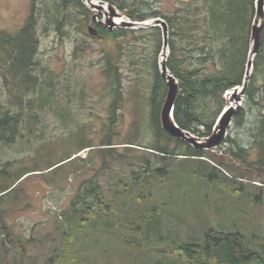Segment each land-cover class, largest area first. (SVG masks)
I'll use <instances>...</instances> for the list:
<instances>
[{
	"label": "rangeland",
	"instance_id": "rangeland-1",
	"mask_svg": "<svg viewBox=\"0 0 264 264\" xmlns=\"http://www.w3.org/2000/svg\"><path fill=\"white\" fill-rule=\"evenodd\" d=\"M115 1L125 3L145 17L156 12L170 13L180 6V0ZM30 7V0H0V30L14 33ZM69 11L75 9L71 7ZM91 11L89 18L96 13ZM103 19L100 13L94 22ZM125 19L132 20L127 15ZM90 21L91 18L87 23ZM63 24L59 33L52 24L45 27L43 20L38 23L35 67L37 71L44 69L52 74V93L47 94L46 102L38 104L35 93L28 92L18 104H13L15 100L0 77V109L21 117L14 141H0L3 172L0 186L14 183L5 194L2 192V199L0 196V264H49L51 258L54 259L51 264H55L60 255L66 254L63 249L74 251L77 261L79 257L85 258L83 262L73 260L70 264H155L156 260L160 264H185L166 253L165 247L172 240L186 242L198 238L201 242L210 230L213 235L241 234L248 246L257 248L264 259V172L248 169L240 175L238 162L230 154L251 142L249 133L254 114L242 128L232 124L228 130L230 137L212 152L226 164L228 171L220 168V175L231 180H223L230 188L219 183L209 187L210 184L195 179L175 191L170 187L176 178L171 171L182 174L183 156L164 161L170 181H160L152 173L151 197L144 194L139 207L142 212L145 205L155 204L160 210L157 223L160 236L148 237L156 245L151 255L132 249L113 233H99L94 244L80 245L78 249L66 245L67 223L63 211L67 212L75 195L90 183L98 186L104 201L124 221L121 220L120 232L127 238L136 235L129 227L135 221V211L119 200L128 202L123 185L143 181L146 174L143 161L149 159L152 167L157 166L156 155L145 146L155 140L149 106L154 75L151 62L158 61L161 47L156 48L157 41L149 29L119 28L124 33L111 39L90 36L74 19ZM106 51L116 57L119 84L114 93L116 81L110 82L103 73ZM262 51L264 55V46ZM45 76L43 73L39 78ZM243 100L244 95L241 106ZM231 105L235 106L236 102ZM107 138L112 144L101 146ZM174 146V142L168 143L170 149ZM101 151L109 154L104 157ZM251 158L257 161V152H252ZM201 159L209 161L206 156ZM54 163L57 164L48 168ZM186 165L193 167L191 163ZM19 173L25 174L15 181ZM140 184L136 189H143ZM240 185L243 190L237 189ZM118 191L121 195L115 194ZM256 195H259L257 200ZM249 264L264 262L252 260Z\"/></svg>",
	"mask_w": 264,
	"mask_h": 264
},
{
	"label": "trees",
	"instance_id": "trees-1",
	"mask_svg": "<svg viewBox=\"0 0 264 264\" xmlns=\"http://www.w3.org/2000/svg\"><path fill=\"white\" fill-rule=\"evenodd\" d=\"M105 1L114 4L132 20L142 21L152 17H160L165 20L169 39L166 66L178 79L179 87L172 110L173 119L180 128L192 133L197 131L196 135L210 134L217 116L227 104L224 97L225 91L236 85H242L250 50V29L255 12V0H180V6L172 12H156L155 15H150L151 17L135 13L125 3H117L115 0ZM30 3L28 15L14 33L9 34L0 30V77L4 87L15 100L12 102L13 104H18L16 102H20L21 97L28 92H34V100L38 104H42L46 102L47 94L50 93L51 96L52 93L51 72L45 73L44 69L37 71V67H35L37 66L35 55L38 45L39 20H43L45 27L52 24L59 33H61L59 29L64 25L63 22L69 23L73 19L79 26H83L86 33L92 37L105 36L115 39L116 36L124 33V30L119 28L108 30L102 23L94 22L92 17H90L91 23H87L90 19L89 13L92 11L84 5L82 0H30ZM71 7L75 11H69ZM125 8H127L126 12ZM89 26L96 30L95 35L88 32ZM145 29L153 32L157 41L156 48H160L162 46L161 28L151 26ZM263 46L264 26L261 32L259 51L252 60V71L245 89L243 104L234 113L232 119V124L242 128L247 119L254 114V117H251L254 120L249 133L251 142L230 153L232 160L238 162L236 168L239 167L241 170L240 175H242V171L248 169L252 172H256V170L264 172ZM115 58L112 52H105L103 73L107 79L110 78V82L116 81L114 85L116 89L113 93L119 84ZM152 67L154 75L149 106L150 125L155 140L145 147L153 150L152 154L156 155L157 166L152 167V164H149L151 162L149 159L143 161L146 173L143 181L141 184L136 180L134 183L123 185L125 199L128 202L119 200L120 204L135 211L133 216L135 221L129 227L136 235L127 238L120 232L122 219L119 220L116 216L118 213L114 212L112 206L104 201L103 192H100L98 186L95 183H90L75 195L74 200L66 208L67 212L63 211V217L67 223L64 238L68 246L69 244L71 247L77 246V249L80 245L89 246L97 241L99 233H113L122 243L129 245L132 249L141 254L151 255V250L156 248L154 239L158 235L160 236V225L157 224L160 210L155 204L145 205L142 212H139V207L142 204V198L145 197L144 194L147 198L151 197L149 180L150 177H153L152 173H156V177L160 181H170L168 179L170 171L164 164L165 160H170L169 158L183 156L180 161L185 163L182 174L177 170L171 171V174L174 173L176 178L172 180L170 187L177 192V189L182 190L183 184H192L191 180L195 179H199L201 183L210 184L209 187L218 183L226 186L223 180L231 182L224 175H220V168L228 171L221 158L214 156L209 150H196L188 143L171 137L162 129L159 122V111L166 92V85L160 75L157 59H154L153 63L151 62ZM41 71L46 74L42 79L39 78L40 75H43ZM28 102L30 105L32 100ZM20 118L18 113L0 109V141L5 143L14 141L15 135L18 133L17 125ZM198 125L203 127L202 130L197 128ZM228 136L230 137L227 134L223 141H226ZM170 141L175 144L172 149L168 147ZM134 143L132 142V144ZM109 144L112 143L107 138L100 145ZM252 152H257V161L251 158ZM101 153L105 157L109 151H101ZM203 156H206L209 161L201 159ZM159 160L162 164L158 163ZM188 163H191L193 167L187 168L186 164ZM1 174L3 172L0 170ZM24 174H17L15 181ZM138 184L142 185L143 189H136ZM11 185L0 186V193L4 192L5 194ZM180 186L181 188H178ZM240 186L237 189L243 190V186ZM120 193L121 191H118L115 194ZM4 194H0L1 199ZM258 198L259 195H256L255 200ZM212 232L211 230L207 231L201 242L198 238L186 242L172 240L170 246H164L165 252L176 256L175 259H182L185 264H249L252 260L264 262L258 249L249 247L241 234L223 235L220 232L213 235ZM79 235L81 237H78ZM152 236L154 239L149 240L148 237ZM148 241L151 242L149 245ZM63 252L66 254L60 255L55 264H70L73 260H78L74 251L63 249ZM79 260L83 262L85 258L79 257ZM51 262H54V259L51 258L49 264ZM155 264H160V260H156Z\"/></svg>",
	"mask_w": 264,
	"mask_h": 264
},
{
	"label": "water",
	"instance_id": "water-1",
	"mask_svg": "<svg viewBox=\"0 0 264 264\" xmlns=\"http://www.w3.org/2000/svg\"><path fill=\"white\" fill-rule=\"evenodd\" d=\"M84 5L90 9L96 11L92 15V20L95 21L100 13L103 14L104 19L98 20L108 30H112L114 27L128 28V29H139L148 28L151 26H158L161 28L162 35V46L161 52L158 59V67L161 77L163 78L164 84L166 85V92L161 103L159 111V122L162 129L171 137L178 138L196 150H209L214 152L213 149L218 147L232 125V119L234 113L241 107V100L245 93L247 83L252 71V60L256 53L259 51L261 32L264 26V0H255V12L251 23L250 29V50L246 63V69L242 85H236L229 90L225 91V100L228 104L223 107L217 116L210 134L206 136L196 135L188 130L180 128L173 119V105L178 93V79L171 73L166 66V59L169 53L168 49V27L164 19L160 17H152L146 20L137 21L125 19V15L120 11L114 4L105 0H82ZM113 17L122 18L119 23L113 20ZM88 32L95 35L96 30L89 26ZM232 102H236V105H231ZM233 106V107H232Z\"/></svg>",
	"mask_w": 264,
	"mask_h": 264
},
{
	"label": "bare ground",
	"instance_id": "bare-ground-1",
	"mask_svg": "<svg viewBox=\"0 0 264 264\" xmlns=\"http://www.w3.org/2000/svg\"><path fill=\"white\" fill-rule=\"evenodd\" d=\"M122 18H118V17H113V20L116 22V23H119V21H121ZM169 40V39H168ZM229 92H231V90L228 91V94ZM233 103V102H232Z\"/></svg>",
	"mask_w": 264,
	"mask_h": 264
}]
</instances>
